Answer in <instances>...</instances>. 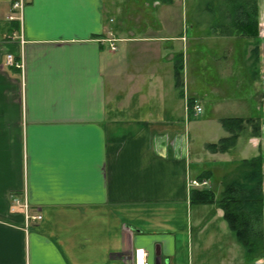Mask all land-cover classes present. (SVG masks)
<instances>
[{"label": "crops", "instance_id": "crops-1", "mask_svg": "<svg viewBox=\"0 0 264 264\" xmlns=\"http://www.w3.org/2000/svg\"><path fill=\"white\" fill-rule=\"evenodd\" d=\"M176 4L125 37L106 0H30L20 21L0 0V264H133L137 249L147 264H205L217 243L226 264L229 239L246 262L223 212L190 202L209 189L192 183L228 164L205 148L228 134L219 116L195 120L212 100L200 55L216 49L200 48L197 30L168 29ZM200 124L216 137L203 151L190 135ZM246 133L236 146L255 158L258 138ZM13 197L41 220L26 221Z\"/></svg>", "mask_w": 264, "mask_h": 264}, {"label": "rangeland", "instance_id": "rangeland-1", "mask_svg": "<svg viewBox=\"0 0 264 264\" xmlns=\"http://www.w3.org/2000/svg\"><path fill=\"white\" fill-rule=\"evenodd\" d=\"M173 1H176L177 4L172 8L169 16L168 29L180 33L184 32V34L197 30L196 35L199 38L196 40L198 46L201 48L210 45L216 49L213 50L208 47L210 48L206 52L208 55H200V62L202 59L209 61L206 75L212 78V80H209L211 83L209 89L213 93L211 92L210 105H207L195 120L200 121L203 118L211 120L217 116L222 119L257 120L260 124L261 135L255 137L258 138L256 148L264 161V0H247L249 5L253 6L255 4L257 7L255 15L258 22L257 39L243 37L232 28L229 0ZM106 4L112 13L113 21H110L112 29L115 28L117 32L127 37L130 36L129 32L136 33L145 29L156 28L154 20H156L157 10L164 9L161 4L169 5L170 3H163V0H106ZM155 4L159 6L156 7ZM167 13H170V11ZM207 33L212 36L211 39L203 37ZM231 64H236L238 68L233 69L231 66L230 69L226 67ZM253 73L257 75V80H251ZM206 88L208 87L206 86ZM219 91L222 95H219ZM251 127L249 124L244 132L250 134ZM220 133L221 136H224V132ZM190 135L191 138L194 137L195 150L201 149L202 151L204 142H210L216 138L214 132H210L209 127L205 124L196 127L191 126ZM254 154H256V151L246 150L243 148L242 141H240L226 156L218 158L219 161L222 160V162L228 164L215 165L213 168L206 164L205 168L207 170L212 168L210 178L212 183L206 180L209 189L212 188L214 194L218 196L225 184L236 179L243 172L240 167L241 160L251 159ZM206 159L207 161H213L214 158L206 156ZM197 182L202 181L198 180ZM222 225L223 229L221 227V230L223 233L225 232V238H227L230 232L224 222ZM226 242L230 246L229 251L224 256L226 264L254 263L248 260L247 255L245 262L243 251L231 239ZM222 244L217 243L209 248L210 255L208 258L210 259L205 264H219L214 253L217 249L223 250L226 247L225 244L224 246ZM256 263L264 264V257Z\"/></svg>", "mask_w": 264, "mask_h": 264}, {"label": "trees", "instance_id": "trees-1", "mask_svg": "<svg viewBox=\"0 0 264 264\" xmlns=\"http://www.w3.org/2000/svg\"><path fill=\"white\" fill-rule=\"evenodd\" d=\"M172 1L163 0V3H172ZM229 2L232 28L243 37L257 39L256 5H249L247 0H229ZM255 51L257 52L256 49ZM180 70L181 68L175 67L176 86L180 81ZM220 124L228 136L220 139L216 144H209L205 147L211 154L228 153L236 146L239 136L249 124L252 126L251 137L261 135L260 124L255 119H221ZM240 167L243 169L241 175L223 186L218 199L215 198L214 191L210 188L192 190L190 202L200 206L216 205L223 212L224 220L238 244L245 250L248 260L257 264L256 262L264 257L263 157L259 154L250 160L241 161Z\"/></svg>", "mask_w": 264, "mask_h": 264}, {"label": "built area", "instance_id": "built-area-1", "mask_svg": "<svg viewBox=\"0 0 264 264\" xmlns=\"http://www.w3.org/2000/svg\"><path fill=\"white\" fill-rule=\"evenodd\" d=\"M9 5H10V15L8 16V21H15L18 20L20 21L22 18V12L26 6V4L30 1V0H7ZM113 40H110V49L112 51L115 50V47L113 45ZM6 65L8 66H14V67H19V65H16V63H14V59L11 55H8L6 58ZM193 113L195 115H198L202 112L201 107L197 104L194 103L193 104ZM192 186L198 189H202V188H209V184L207 183V181H202L200 183H198L197 181L192 183ZM12 202L15 204V206H19L21 208V210L23 211V215L26 219V221L29 220H41L40 216H33L31 217V215H29L28 213V205L26 203H23V205L20 204V201L15 199L14 197L12 198ZM133 264H147L146 262V256L145 253L142 249H137L134 252V257H133Z\"/></svg>", "mask_w": 264, "mask_h": 264}, {"label": "bare ground", "instance_id": "bare-ground-1", "mask_svg": "<svg viewBox=\"0 0 264 264\" xmlns=\"http://www.w3.org/2000/svg\"><path fill=\"white\" fill-rule=\"evenodd\" d=\"M178 1V0H177Z\"/></svg>", "mask_w": 264, "mask_h": 264}]
</instances>
